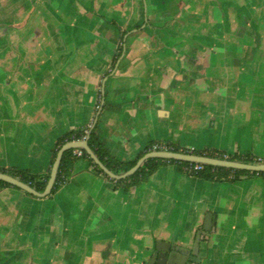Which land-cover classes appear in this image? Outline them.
Segmentation results:
<instances>
[{
  "label": "crops",
  "instance_id": "obj_1",
  "mask_svg": "<svg viewBox=\"0 0 264 264\" xmlns=\"http://www.w3.org/2000/svg\"><path fill=\"white\" fill-rule=\"evenodd\" d=\"M98 113L121 163L159 143L264 163V0H0V168L51 174ZM158 241L264 264V176L165 164L126 190L78 158L54 195L0 190V264H148Z\"/></svg>",
  "mask_w": 264,
  "mask_h": 264
},
{
  "label": "trees",
  "instance_id": "obj_2",
  "mask_svg": "<svg viewBox=\"0 0 264 264\" xmlns=\"http://www.w3.org/2000/svg\"><path fill=\"white\" fill-rule=\"evenodd\" d=\"M86 131H90V128L83 130V131H71L64 135L62 137L56 147L55 150L53 151V161L52 164H54L59 150L68 142H72L77 139H81L82 136ZM89 147L93 151V153L96 155V157L101 161V163L112 173L116 175H120L121 173L127 172L130 169H132L138 162L140 158H142L146 153L150 152L151 150L149 149L146 153L140 155L139 159L130 162V163H121L114 159L108 149L105 147V145L102 143L100 140L99 136L97 135V127L91 132L90 138L88 140ZM173 149L172 151L175 153H180L181 149L180 147L177 146H172ZM182 153L185 154H193L197 156H205V157H210V158H215V159H220L224 160V153L220 152H214V151H198V150H193L191 149H183ZM86 160H88L91 163V166H94V162L92 159L85 153L84 156L82 157ZM78 159V157L73 155V150L67 151L64 153L61 165L59 168V172L57 175L56 183L53 187L51 195H54L60 188L61 186L65 185L70 176H71V170L73 168L74 162ZM228 160L230 161H239V162H244L247 164H258L259 161L253 159L252 157L248 158H241L238 156L234 157H228ZM165 164H170V165H176L180 171H184V167L189 166L191 163L187 162H178V161H166L162 159H150L144 162V164L140 167V169L131 177L125 179V180H114L111 179L108 175H106L101 169H96L94 170L98 175L113 181L117 186L123 185L126 190H129L130 188L134 186H138L143 182H146L149 180V178L161 168V166ZM185 172V171H184ZM0 173L3 174H8L16 179H19L23 183L30 185L32 188H34L36 191L42 193L44 192L47 182L50 178V174L46 175L45 177H40L38 175H34L30 173L29 171L25 170H18V169H5V168H0ZM194 177L201 178L206 181H211V182H221L225 180H232V181H238L240 180L243 176H248V175H262L264 176V173H254V172H247V171H236V170H228V169H223V168H218V167H212V166H205L204 170L195 174H188ZM6 187H12L15 189L20 190L17 187H14L10 184L4 183L0 181V190Z\"/></svg>",
  "mask_w": 264,
  "mask_h": 264
},
{
  "label": "water",
  "instance_id": "obj_3",
  "mask_svg": "<svg viewBox=\"0 0 264 264\" xmlns=\"http://www.w3.org/2000/svg\"><path fill=\"white\" fill-rule=\"evenodd\" d=\"M103 108V105H102ZM99 113L90 128L88 138L85 141H72L66 143L58 152L57 158L54 162V165L51 170L50 178L47 182L46 188L44 192L40 193L32 188L30 185H27L8 174L0 173V181L10 184L14 187H17L29 195L45 198L51 195L53 187L56 183L57 175L59 172V168L61 165V161L65 152L74 150V149H82L86 152V154L92 159V161L101 169L106 175H108L111 179L120 181L125 180L131 176H133L140 167L150 159H162L166 161H178V162H187V163H196L203 164L205 166L218 167L228 170H236V171H247L254 173H264V163L261 164H247L239 161H230V160H220L205 156H197L191 154H182L175 152H151L146 154L142 159H140L137 164L130 169L129 171L122 173L120 175H116L109 171L101 161L96 157L91 148L89 147L88 140L90 138L91 132L96 128L98 123ZM215 230V222L213 220V216L211 214H207L205 223L202 227V232L210 233ZM149 264H200L199 257L193 253V251L189 249H184L178 246L170 245L166 242L158 241L156 247L154 249V253Z\"/></svg>",
  "mask_w": 264,
  "mask_h": 264
},
{
  "label": "built area",
  "instance_id": "obj_4",
  "mask_svg": "<svg viewBox=\"0 0 264 264\" xmlns=\"http://www.w3.org/2000/svg\"><path fill=\"white\" fill-rule=\"evenodd\" d=\"M88 134H89V132L86 131L81 139H77L75 141H85V140H87ZM172 149H173V147L171 145L164 144V143L155 144L152 147V151L153 152H173ZM182 150H183V148L181 149L180 153H182ZM191 151H193V149H191ZM85 153L86 152L84 150H82V149H74L73 150V155L78 157V158H82ZM182 154H185V153H182ZM191 155H193V154H191ZM224 157H225L224 160H228V157L226 155H224ZM204 167H205V165H203V164L191 163L189 166L184 167V171L187 174H195V173L203 171ZM92 169L96 170V169H99V167L94 163V166H92Z\"/></svg>",
  "mask_w": 264,
  "mask_h": 264
},
{
  "label": "rangeland",
  "instance_id": "obj_5",
  "mask_svg": "<svg viewBox=\"0 0 264 264\" xmlns=\"http://www.w3.org/2000/svg\"><path fill=\"white\" fill-rule=\"evenodd\" d=\"M122 48V45H120V49Z\"/></svg>",
  "mask_w": 264,
  "mask_h": 264
},
{
  "label": "flooded vegetation",
  "instance_id": "obj_6",
  "mask_svg": "<svg viewBox=\"0 0 264 264\" xmlns=\"http://www.w3.org/2000/svg\"><path fill=\"white\" fill-rule=\"evenodd\" d=\"M149 264V263H148Z\"/></svg>",
  "mask_w": 264,
  "mask_h": 264
}]
</instances>
